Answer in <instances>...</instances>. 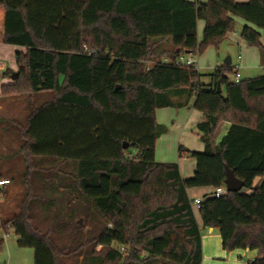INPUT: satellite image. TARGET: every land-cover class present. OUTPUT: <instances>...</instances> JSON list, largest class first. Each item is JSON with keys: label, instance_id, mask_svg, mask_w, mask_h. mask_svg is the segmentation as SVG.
Returning <instances> with one entry per match:
<instances>
[{"label": "trees", "instance_id": "obj_1", "mask_svg": "<svg viewBox=\"0 0 264 264\" xmlns=\"http://www.w3.org/2000/svg\"><path fill=\"white\" fill-rule=\"evenodd\" d=\"M234 17L254 26L241 36L264 57V0H0V43L26 49L1 97L53 93L21 127L28 193L9 222L18 245L34 249V264H68L76 255L84 264H202L188 189L224 186L227 166L245 191L206 195L202 223L219 230L224 249L258 250L249 264H264V74L235 82L232 65L222 64L205 83L194 67L173 62L221 45ZM191 99L205 115L198 125L205 149L179 146L197 161L183 179L177 163L156 161L164 132L156 111ZM223 121L231 126L216 142ZM34 157L72 167L42 179L37 192ZM59 195L69 223L62 208L52 213ZM35 205L56 228L35 222ZM54 229L69 234L66 241Z\"/></svg>", "mask_w": 264, "mask_h": 264}, {"label": "crops", "instance_id": "obj_2", "mask_svg": "<svg viewBox=\"0 0 264 264\" xmlns=\"http://www.w3.org/2000/svg\"><path fill=\"white\" fill-rule=\"evenodd\" d=\"M205 2L206 0H199ZM238 2H248L249 0H237ZM235 21L240 23V27L237 31L228 34L226 40L215 47L216 60L215 64L208 63L207 65L201 64V56H199V62L202 66L201 73L207 75V80L203 82L209 83L211 81L210 74L220 65L224 64V60L227 56H231V64L234 70V80L237 73L240 74L241 79L245 76L246 79L252 77H246L243 75L242 69L250 68L255 69L256 65L264 67V57L262 51L258 47L249 46L246 41L241 36V31L244 26L251 25L246 20L241 17H234ZM254 27V26H253ZM205 28V21H198V39L201 41L203 39V33ZM263 34L262 44L264 45V31L260 30ZM26 49L22 46L3 44L0 43V100L2 94V86L4 84H12L16 81L18 76V64L16 60L17 52H25ZM164 60H168L164 58ZM11 70V74L6 75V71ZM206 71L208 73L202 72ZM244 78V79H245ZM47 93H52L46 91ZM27 96V95H26ZM29 97V96H28ZM51 98L42 101L35 105L34 108L39 107L45 102L50 101ZM177 101H182L183 99L176 98ZM26 105L28 107V112L26 119L31 113V102L27 99ZM1 109V106H0ZM25 120V119H24ZM157 123L164 127V132L158 137L155 150V158L158 162L163 163H177L180 168V173L183 179H188L192 177L195 173L197 161L195 158L189 156L188 154L180 155L179 146L182 145L185 148L201 152L205 149V143L203 142L198 125L205 120V115L194 108V99H191L187 105L183 106H171L158 108L156 111ZM25 121L16 120L15 123H23ZM231 123L228 121H223L217 128L215 139L219 142L222 137L228 132ZM13 126L2 130L5 132L12 133ZM15 133L18 134V128H14ZM0 135V139L2 138ZM170 151V152H169ZM12 159H8V162ZM0 166L3 172L6 173L3 163L0 162ZM4 177V176H3ZM6 178V177H4ZM8 178V177H7ZM11 180V178H8ZM263 178H259L256 181L255 186L261 184ZM11 184V182H10ZM8 184V185H10ZM214 191L213 187H196L188 189V195L191 199L193 198H204L206 195H211ZM197 221L200 225L202 231V251L203 259L202 264H249L258 255V250H246L238 248L232 251H228L223 247L222 237L218 229L205 227L202 223L200 214L194 211Z\"/></svg>", "mask_w": 264, "mask_h": 264}, {"label": "rangeland", "instance_id": "obj_3", "mask_svg": "<svg viewBox=\"0 0 264 264\" xmlns=\"http://www.w3.org/2000/svg\"><path fill=\"white\" fill-rule=\"evenodd\" d=\"M239 27L240 23L236 22L235 31H237ZM199 56H201V64H215V47H208L204 53ZM241 71L243 75H247L246 77H256L264 74V67L256 65L255 69L253 67V69L246 68ZM203 73L208 72L204 71ZM230 77L233 79L234 73H232ZM244 78L245 76L243 79ZM202 79L206 81L207 75L203 74ZM51 94L53 96V93ZM51 94L47 92H41L33 95L21 94L15 96H5L0 100V135L3 134L0 139V162L3 163L4 168L6 169V173H4L2 167L0 166V174L2 177L11 178L10 185L0 187V264H34V249L30 247H20L18 245V236L16 231L13 227H10L9 224L10 220L20 213L22 202L28 193L26 179L28 162L26 154L22 150L25 138L22 136L21 132V127H24L22 125H24L25 122L16 124L15 118L16 120L26 121V115L28 112V107L26 105L27 99L30 100L33 108L40 102L50 99ZM12 126L13 131L11 134H9V132H5L6 134L2 132V130L7 128L9 129ZM15 127L19 130L18 134L15 133ZM162 134L163 132L160 136ZM131 151L134 152L133 150ZM8 159H12V161L8 162ZM30 161L34 162L33 164L36 166L35 172L31 175V179H33L35 187L38 188L37 192H43L44 188L42 179L52 178L61 166L68 169L72 167L70 164L62 165L59 161L40 157H34L33 159H30L29 162ZM242 191H245V189L243 188ZM56 202L58 207L53 208L54 211L52 213L54 214L62 208V212L65 213V218L63 220L64 222L69 223L71 218L66 210V204L63 202L60 195L57 197ZM33 216L35 217V222L41 225L44 230H47L50 224H52L54 228L57 227L55 221L50 222L49 218L45 217L43 210L39 205H35ZM80 223L86 226L84 218L80 219ZM67 231L69 233L71 229L69 228ZM54 232L56 233L59 242L66 241L69 235L67 233L63 235L56 229H54ZM100 249L101 246H98L97 250ZM83 256L84 255L74 256L68 261V264H84Z\"/></svg>", "mask_w": 264, "mask_h": 264}, {"label": "built area", "instance_id": "obj_4", "mask_svg": "<svg viewBox=\"0 0 264 264\" xmlns=\"http://www.w3.org/2000/svg\"><path fill=\"white\" fill-rule=\"evenodd\" d=\"M173 62L179 66H187V67H194L197 71L201 70L200 62H199V54L189 53V54H182L179 58L173 60ZM241 77L240 74L237 73L235 76V82H240ZM11 180L8 178H3L0 174V187H5L10 184ZM226 185L219 186L214 189L212 195L215 197H221L227 193ZM202 198H193L192 199V207L194 211H197L200 207L202 202Z\"/></svg>", "mask_w": 264, "mask_h": 264}, {"label": "water", "instance_id": "obj_5", "mask_svg": "<svg viewBox=\"0 0 264 264\" xmlns=\"http://www.w3.org/2000/svg\"><path fill=\"white\" fill-rule=\"evenodd\" d=\"M224 64L230 65L231 64V56H227L224 60ZM0 78H1V72H0ZM129 145L127 143L124 144V148H128ZM225 185L228 192H239L244 187V182L238 178L234 171L227 166L226 168V178H225Z\"/></svg>", "mask_w": 264, "mask_h": 264}]
</instances>
